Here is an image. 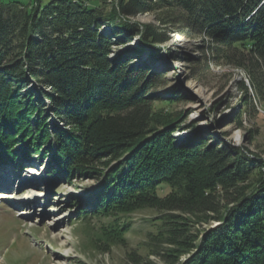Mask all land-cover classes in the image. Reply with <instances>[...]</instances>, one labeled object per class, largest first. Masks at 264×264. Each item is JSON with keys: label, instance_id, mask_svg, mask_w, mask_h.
Wrapping results in <instances>:
<instances>
[{"label": "trees", "instance_id": "trees-1", "mask_svg": "<svg viewBox=\"0 0 264 264\" xmlns=\"http://www.w3.org/2000/svg\"><path fill=\"white\" fill-rule=\"evenodd\" d=\"M118 12H152L156 22L115 23ZM101 23L118 41L138 32L137 47L110 60ZM169 30L202 39L198 57L182 56L192 78L212 64L239 67L241 105L264 102V0H117L106 13L84 0H0V166L20 169L37 155L54 179L96 182L74 205L81 219H107L88 239L102 251L124 245L125 217L151 207L161 214L146 245L165 264H264L263 159L156 109L183 95L172 87L160 97L164 75L133 63L161 54ZM186 128L193 133L177 139Z\"/></svg>", "mask_w": 264, "mask_h": 264}, {"label": "rangeland", "instance_id": "rangeland-1", "mask_svg": "<svg viewBox=\"0 0 264 264\" xmlns=\"http://www.w3.org/2000/svg\"><path fill=\"white\" fill-rule=\"evenodd\" d=\"M46 1L39 0L41 3ZM84 4L102 7L106 13L117 5V0H84ZM112 21L136 23L140 29L144 23L156 22L152 12L132 16L118 12ZM111 30V23H101L98 27V32L110 35L114 43L110 60L121 51L137 47L138 32L126 41H118ZM169 36L161 43V54L152 60L150 53H143L140 58L134 55L133 63L148 61L150 71L164 75L167 84L166 88L160 89V97L168 96L172 87L183 95V99L176 102H156L155 108L182 113L183 123H194L220 140L221 144L226 142L247 148L264 161V102H255L256 111L241 105L243 92L238 83L243 80L248 84L245 71L239 67L212 64L210 73L203 80H196L189 75L188 62L182 56L189 53L198 57L201 37L172 30H169ZM226 80L227 83L219 90ZM240 110L243 111L242 126L236 127L234 117ZM45 112L49 121L62 125L50 106ZM193 131V128L178 129L175 136L177 139L185 138ZM223 132L227 134L223 136ZM46 158L36 155L25 162L27 166L36 165L39 172L43 171L42 175L29 181L21 180L23 171L13 170L8 165L0 167V189L6 193L0 197V264H165L146 245L148 233L156 231L158 222L149 220L156 219L160 211L147 207L129 214L125 217L130 223L126 243L112 245L108 251L97 249L88 239L107 219L103 216L81 219L78 205H74L76 201L85 200L86 191L92 189L96 182L84 180L69 184L54 179L47 172ZM5 173L12 181L11 185H8L10 180ZM24 209L27 215L19 216ZM215 225L213 221L210 227ZM205 226L207 224L204 223L202 227Z\"/></svg>", "mask_w": 264, "mask_h": 264}, {"label": "bare ground", "instance_id": "bare-ground-1", "mask_svg": "<svg viewBox=\"0 0 264 264\" xmlns=\"http://www.w3.org/2000/svg\"><path fill=\"white\" fill-rule=\"evenodd\" d=\"M31 188L34 189V186H31ZM0 192H1V191H0ZM5 194H6V193L1 192V193H0V196H5ZM23 204H25V202H23ZM24 213H27V210L24 209L23 212H22V214H24ZM53 218L56 219L57 217H53Z\"/></svg>", "mask_w": 264, "mask_h": 264}, {"label": "water", "instance_id": "water-1", "mask_svg": "<svg viewBox=\"0 0 264 264\" xmlns=\"http://www.w3.org/2000/svg\"><path fill=\"white\" fill-rule=\"evenodd\" d=\"M216 224H217V222H216Z\"/></svg>", "mask_w": 264, "mask_h": 264}]
</instances>
